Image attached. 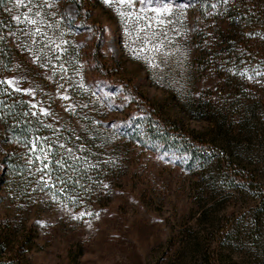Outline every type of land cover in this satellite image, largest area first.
Listing matches in <instances>:
<instances>
[{
	"label": "rangeland",
	"instance_id": "374dc122",
	"mask_svg": "<svg viewBox=\"0 0 264 264\" xmlns=\"http://www.w3.org/2000/svg\"><path fill=\"white\" fill-rule=\"evenodd\" d=\"M8 2L4 79L29 90L15 92L42 133L28 145L0 132L3 255L203 264L189 248L201 238L211 264H264V0H170L163 15L159 0ZM157 116L214 139L229 168L148 139Z\"/></svg>",
	"mask_w": 264,
	"mask_h": 264
},
{
	"label": "trees",
	"instance_id": "16d2710c",
	"mask_svg": "<svg viewBox=\"0 0 264 264\" xmlns=\"http://www.w3.org/2000/svg\"><path fill=\"white\" fill-rule=\"evenodd\" d=\"M8 1L0 0V17H10V11L6 6L10 3ZM12 64L13 54L4 41L0 44V81L5 80L4 73L11 68ZM30 113L32 111L28 101L7 84H0V132H6L14 139L31 145L33 140L42 133V124L35 115ZM148 121V123H144L143 132L145 136L150 140H157L163 149L175 150L186 155L193 163L199 162L204 167L217 162L219 166L229 168L230 157L227 151L224 150L225 153L222 154V150L217 147L214 139L206 141L202 134L195 135L194 132H184L176 121L169 118L149 117ZM231 184L232 186H239L241 182L233 181ZM259 203L258 208L264 209V193L260 195ZM205 215L206 211L204 210L198 217L197 223L201 224ZM226 236L227 238L224 239ZM229 236L230 234H226L222 240L220 239V244H225L230 239ZM190 241L191 252L192 250L202 252L203 264H211L209 243L201 238H194ZM4 252H6V242L0 236V264H18L12 258L3 255Z\"/></svg>",
	"mask_w": 264,
	"mask_h": 264
},
{
	"label": "snow or ice",
	"instance_id": "6c2138e0",
	"mask_svg": "<svg viewBox=\"0 0 264 264\" xmlns=\"http://www.w3.org/2000/svg\"><path fill=\"white\" fill-rule=\"evenodd\" d=\"M16 2L21 4V6H24L23 5V0H16ZM104 2L107 4V3H109V0H104ZM121 2H124V0H121ZM149 2H151V0H149ZM223 2L227 3L228 0H223ZM30 3H31V0H29V4ZM173 6H174V4H173ZM183 7L187 8V7H189V5L185 4ZM213 7H215V5H213ZM152 10L154 12H156V13L161 14V15H163L165 13H169L170 14L171 13L170 0H159V6L153 8ZM40 15L41 14L38 11L35 13L36 17H40ZM13 18L19 20V17H13ZM25 19H26L27 23H29L31 25H34V26L38 25V23H40V21H38L36 19H32L27 14H25ZM160 23H163V21L161 20ZM35 31L39 32V28L36 27ZM14 80H15V78L3 80V81H0V84H7L9 87H12L14 91H25V92L29 91V90L20 89V88L15 87ZM63 98L64 99H68V97H66V96L63 97ZM31 107L35 108V107H37V105L36 104H32ZM40 113L43 114V115H47L48 114V110L44 109V108H41L40 109ZM30 114L31 115H36L37 113L36 112H32ZM33 149H35V144H33ZM45 167H47V165H45ZM105 187H107V185H105Z\"/></svg>",
	"mask_w": 264,
	"mask_h": 264
}]
</instances>
